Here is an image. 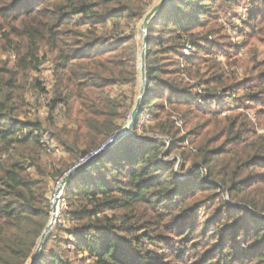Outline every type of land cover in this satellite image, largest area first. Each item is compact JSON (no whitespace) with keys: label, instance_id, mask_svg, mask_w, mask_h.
Instances as JSON below:
<instances>
[{"label":"trees","instance_id":"obj_1","mask_svg":"<svg viewBox=\"0 0 264 264\" xmlns=\"http://www.w3.org/2000/svg\"><path fill=\"white\" fill-rule=\"evenodd\" d=\"M159 1L0 0V53L14 57L0 59V264L32 262L50 222L52 183L132 114L140 24ZM245 1L258 9L243 24L244 44L223 43L221 18ZM257 44L261 0H170L147 29L134 137L71 179L35 264H264ZM47 65L46 86L33 75ZM31 91L48 99L44 121L29 116ZM53 142L70 163L50 161Z\"/></svg>","mask_w":264,"mask_h":264},{"label":"rangeland","instance_id":"obj_2","mask_svg":"<svg viewBox=\"0 0 264 264\" xmlns=\"http://www.w3.org/2000/svg\"><path fill=\"white\" fill-rule=\"evenodd\" d=\"M261 3H264V0H261ZM258 7L254 6L252 7L249 3V1H245V3H241L239 5L233 6L232 8H230L227 12V14L223 15V17L221 18V24L225 25L226 28V35L229 37V40L227 41H223V43L226 44H231L232 46L234 45H241L242 43L244 44V38H243V32H244V26L243 24H245L246 22L249 21V14L250 12L257 10ZM142 22V21H141ZM141 44L143 42V37H142V32H141ZM256 48L258 50V56L259 57H263L264 56V45L263 44H257ZM142 49V47H141ZM255 55V54H254ZM253 57V54H245L244 58L248 59ZM0 59L2 60H14V57L8 54H4V53H0ZM220 60H223L222 58H220ZM262 60V58L260 59ZM223 62H225V60H223ZM34 78H40L41 82H43L46 86L50 83L51 84V72H50V65H47L44 67V71L42 72V74H35L33 75ZM112 93L117 96L119 94H123L126 96V98H130L131 96V92L128 88H123V89H114L112 91ZM27 99L29 101L30 104V118L32 120H42L44 121L47 117V110H49L47 108V104H48V99L45 96H40L38 95L36 92H29L27 94ZM225 106L227 104V106H233L234 102L229 100L227 101V103H224ZM130 122L128 121V116L126 117V119L123 121V125L122 128L127 127V125ZM121 128V129H122ZM134 134V132H133ZM148 135H144V138H149L146 137ZM148 140V139H147ZM108 143H110V141H107ZM106 142V143H107ZM104 145V144H103ZM51 147V152H49L48 155H50V161L52 160L53 162L56 163H70V157L69 155L65 152L64 148L59 146L57 143L53 142L52 144H50L49 148ZM48 157V158H49ZM78 160V159H77ZM49 161V162H50ZM76 164V162H75ZM74 164H71V167H73ZM60 168V165H59ZM70 170L67 169V171ZM66 173V172H65ZM211 206L216 207V204H211ZM200 216L205 218V213L201 212ZM51 219V218H50ZM58 221L54 224L53 228L51 231H53L56 227H57Z\"/></svg>","mask_w":264,"mask_h":264},{"label":"water","instance_id":"obj_3","mask_svg":"<svg viewBox=\"0 0 264 264\" xmlns=\"http://www.w3.org/2000/svg\"><path fill=\"white\" fill-rule=\"evenodd\" d=\"M170 0H160L154 8H152L145 16V18L142 20L140 24V30L142 32V37H143V42H142V49H141V56H140V76H141V81H140V88L137 96V101L136 104L133 108L132 111V119L131 122L127 125V127L122 128L120 132H118L117 138L106 145V147L100 151L97 152L96 156L91 160L94 161L98 159L101 155H103L105 152H107L109 149L114 147L118 142L121 140L125 139L128 136H133V131L136 127L137 124V119H138V114L140 110L141 103L143 101V98L145 97L146 94V89H147V71H146V62H147V29L148 26L151 22V20L162 10V8L169 2ZM90 161V162H91ZM89 162V163H90ZM87 163V164H89ZM87 164H85L83 167L76 169L73 173H71L64 181V183H69L71 179L77 174L82 168L86 167ZM57 222L56 217H52L50 219L49 225L47 226L41 240L39 243V246L35 252V255L33 257V260L30 264H35V261L39 257L41 251L43 250L44 244L51 234V230L54 226V224Z\"/></svg>","mask_w":264,"mask_h":264},{"label":"built area","instance_id":"obj_4","mask_svg":"<svg viewBox=\"0 0 264 264\" xmlns=\"http://www.w3.org/2000/svg\"><path fill=\"white\" fill-rule=\"evenodd\" d=\"M132 114L128 116V121L131 122ZM121 130V129H120ZM120 130L118 132H120ZM118 132L115 134L113 138L109 141L113 142L118 135ZM108 142L102 145L100 149L91 153L90 155L80 158L77 160L76 164L70 168L66 173L63 174L60 178H58L55 182L52 183L50 188L49 200L51 206V218L56 217L57 221H59L60 215L63 209L66 206L67 198H66V189L69 183H64L65 179L73 173L76 169L83 167L85 164L89 163L97 154L98 151L104 149ZM49 152H51V147Z\"/></svg>","mask_w":264,"mask_h":264}]
</instances>
